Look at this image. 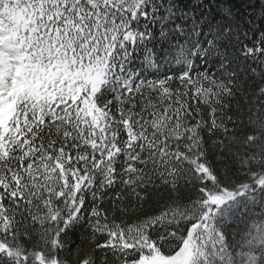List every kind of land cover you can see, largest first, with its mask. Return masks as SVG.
I'll return each mask as SVG.
<instances>
[{"label":"snow or ice","instance_id":"snow-or-ice-1","mask_svg":"<svg viewBox=\"0 0 264 264\" xmlns=\"http://www.w3.org/2000/svg\"><path fill=\"white\" fill-rule=\"evenodd\" d=\"M0 264H264V0H0Z\"/></svg>","mask_w":264,"mask_h":264}]
</instances>
